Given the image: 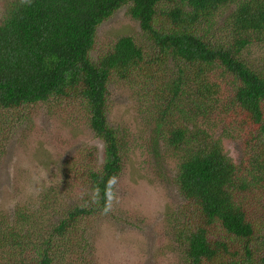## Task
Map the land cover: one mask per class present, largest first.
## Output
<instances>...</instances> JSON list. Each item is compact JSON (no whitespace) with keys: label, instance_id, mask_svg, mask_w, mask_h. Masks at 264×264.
Returning <instances> with one entry per match:
<instances>
[{"label":"trees","instance_id":"obj_1","mask_svg":"<svg viewBox=\"0 0 264 264\" xmlns=\"http://www.w3.org/2000/svg\"><path fill=\"white\" fill-rule=\"evenodd\" d=\"M121 10L139 31L105 40ZM259 43L264 0H14L0 23V150L15 129L33 131L27 110L54 102L82 113L103 148L69 152L47 192L0 210L5 264H89V231L113 209L133 133L112 124L113 86L134 96L123 109L143 117L156 173L165 159L174 170L180 264H264Z\"/></svg>","mask_w":264,"mask_h":264},{"label":"rangeland","instance_id":"obj_2","mask_svg":"<svg viewBox=\"0 0 264 264\" xmlns=\"http://www.w3.org/2000/svg\"><path fill=\"white\" fill-rule=\"evenodd\" d=\"M13 1L0 0V23ZM102 29L105 40L126 30L139 31L125 10L118 11ZM250 55L257 66L264 68V43L256 44ZM111 88L112 124L120 132L132 130L133 133L128 140L125 170L115 184L113 209L96 218L95 231H89L91 239L85 255L89 264H180V246L172 241L169 231L175 215L180 214L174 208L177 197L171 184L174 170L169 169V159H165L162 167L168 173L166 176L156 173L154 157L142 141L143 117L130 118L133 116L123 109L134 96L126 89L120 91V86ZM25 113L35 119L33 131L24 137L22 127L15 129L12 140L5 142L3 152L0 150V210L6 212L15 210V197L20 200L25 193L30 198L47 192L53 175L59 174L69 152L85 154L87 150L99 157L103 148L84 125L82 113L66 104L54 102L50 107L46 104ZM14 124L5 122L6 127L10 126L8 131ZM170 167H175V162ZM79 191L74 189V193ZM3 253L4 249L0 248V264H5ZM78 261L87 263L85 259Z\"/></svg>","mask_w":264,"mask_h":264},{"label":"clouds","instance_id":"obj_3","mask_svg":"<svg viewBox=\"0 0 264 264\" xmlns=\"http://www.w3.org/2000/svg\"><path fill=\"white\" fill-rule=\"evenodd\" d=\"M114 182V181H113Z\"/></svg>","mask_w":264,"mask_h":264}]
</instances>
